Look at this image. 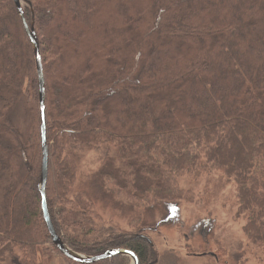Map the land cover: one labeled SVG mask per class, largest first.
Listing matches in <instances>:
<instances>
[{"label":"trees","instance_id":"1","mask_svg":"<svg viewBox=\"0 0 264 264\" xmlns=\"http://www.w3.org/2000/svg\"><path fill=\"white\" fill-rule=\"evenodd\" d=\"M23 1L44 68L46 195L63 243L88 257L126 249L139 264L158 261L143 229L92 235L97 215L73 191L95 153L106 192L129 189L146 207L192 201L183 178L212 175L208 199L232 188L243 233L264 254V0ZM41 176L35 53L14 0H0V188L13 180L2 197L1 262L61 254L44 222Z\"/></svg>","mask_w":264,"mask_h":264},{"label":"rangeland","instance_id":"2","mask_svg":"<svg viewBox=\"0 0 264 264\" xmlns=\"http://www.w3.org/2000/svg\"><path fill=\"white\" fill-rule=\"evenodd\" d=\"M25 115V105L20 104L14 113L17 123H24ZM101 167L100 156L95 153L86 156L80 163L73 191L74 197L84 196L85 201L92 204L97 217L92 218L90 229L102 228L100 233L92 234L97 239H102L104 233L118 234L124 230L137 232L143 229L158 253L156 264H264V254L252 248L243 233L245 222L237 217L233 189L227 188L222 194L214 196L212 201L208 199L212 191L210 183L214 180L212 175L200 178L195 184L183 178L181 186L192 188L184 190L194 192L192 201L146 207L143 202L131 198L129 189H109L111 193L106 192L108 190H105L98 175ZM11 181L12 178L5 183L4 189ZM4 189L0 188V211L5 207L2 200ZM145 207L146 213L137 220L138 213ZM82 231L81 228H69V233L76 235H81ZM127 257L130 258L129 264H133V259ZM38 263L44 264L41 256ZM0 264L9 262L0 261ZM49 264H72V260L62 253H54Z\"/></svg>","mask_w":264,"mask_h":264},{"label":"water","instance_id":"3","mask_svg":"<svg viewBox=\"0 0 264 264\" xmlns=\"http://www.w3.org/2000/svg\"><path fill=\"white\" fill-rule=\"evenodd\" d=\"M23 0H14L18 13L20 15L24 30L33 46L35 59H36V69L39 82V104H40V121H41V146H42V176L40 183V197H41V207L44 222L49 231V234L52 238L54 245L59 249V251L68 259L80 263V264H95L104 260L112 259L118 255L130 256L133 259V264H139L138 258L134 253L129 250L119 249L116 251H108L101 255L94 257H84L75 254L72 252L62 241L61 237L57 234L53 222L50 217L47 195H46V186L48 180V164H49V147L47 144V121H46V110H45V76L44 68L40 53L39 40L34 31V25L29 26L25 18L23 7Z\"/></svg>","mask_w":264,"mask_h":264}]
</instances>
